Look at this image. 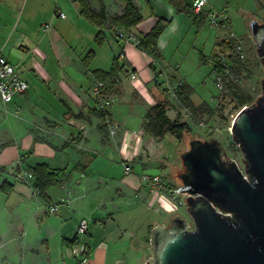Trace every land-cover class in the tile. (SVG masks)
Returning <instances> with one entry per match:
<instances>
[{
  "label": "crops",
  "instance_id": "obj_1",
  "mask_svg": "<svg viewBox=\"0 0 264 264\" xmlns=\"http://www.w3.org/2000/svg\"><path fill=\"white\" fill-rule=\"evenodd\" d=\"M183 1L192 7L193 0ZM217 2L210 0L205 11L223 10ZM113 3L118 8L113 14L120 13L122 3ZM145 3L153 18L148 28L141 22L131 30L136 38L149 33L159 17L170 20L158 40L157 58L133 42L124 44L114 30L105 31L102 44H97V28L80 15L74 0H0V50L29 85L8 104L6 121H0L11 142L0 144V168H6L0 182L14 184L12 192H0V264H77L68 243L78 237L84 219L89 229L76 246L89 264H145L151 257L153 229L182 216L183 205L176 207L141 182V176L149 174L179 185L184 152L173 136L156 141L144 132L143 120L155 104L149 87L155 80L171 90L187 83L194 103L212 108L218 94L199 89L213 78L211 65L207 77L201 76L211 56L198 54L194 68L185 73L181 58H175L177 50L169 52L182 24L193 25L192 18L178 14L167 0ZM91 51L93 58L86 64ZM121 54L124 69L117 94L106 107L109 121L103 142V123L94 115L102 105L94 95V72H109ZM112 126L119 128L114 136ZM124 163L131 166V174L124 173ZM38 164L67 176L61 187L48 189L49 204L14 171L21 165L26 173L27 167ZM55 204L59 209L52 214Z\"/></svg>",
  "mask_w": 264,
  "mask_h": 264
},
{
  "label": "water",
  "instance_id": "obj_2",
  "mask_svg": "<svg viewBox=\"0 0 264 264\" xmlns=\"http://www.w3.org/2000/svg\"><path fill=\"white\" fill-rule=\"evenodd\" d=\"M250 29L264 68V23L252 20ZM261 86L230 128L244 173L219 140L192 138L177 175L189 188V220L156 226L145 264H264V79Z\"/></svg>",
  "mask_w": 264,
  "mask_h": 264
},
{
  "label": "trees",
  "instance_id": "obj_3",
  "mask_svg": "<svg viewBox=\"0 0 264 264\" xmlns=\"http://www.w3.org/2000/svg\"><path fill=\"white\" fill-rule=\"evenodd\" d=\"M122 3V10L120 13L111 14L103 0H74L80 7V15L88 22L93 24L98 32L95 37L97 44H102L104 34L107 30H122L126 33H131L133 28L143 21V15L134 3L133 0H116ZM171 3L178 14H185L192 18L193 25L199 29L208 23L209 11H203L200 14H194L192 7L185 4L183 0H167ZM230 24V20L228 21ZM170 25V20L164 17H159L152 30L143 35L142 38H137L138 48L141 51L148 52L154 57H160L158 52V40L163 32ZM236 41L226 42L225 40L217 39L215 42V51L211 56L213 73H220L223 75L224 71L214 63L220 52L227 49H232ZM93 51L86 57V64H89L93 58ZM231 72L228 76L224 77V86L222 92L229 94L236 102L237 114L245 106L251 105L256 101V97L251 95L239 84V78L248 71L246 66L247 60L241 61L235 55L230 56ZM124 69V64L120 63V59L116 58L113 62L112 68L109 72L96 71L94 76L97 83H102L103 87L100 89V98L104 101H109L117 94L116 85L120 81V73ZM152 69L153 66H152ZM149 92L155 101V104L147 112L142 128L146 134L154 138L156 141H162L167 135H171L178 141L182 142L187 135L192 133V128L187 122L180 121V116L176 119H171L168 113L175 109L174 104L169 98V92L162 87V84L157 80L154 81L149 87ZM193 88L187 83L179 84L175 89L176 101L181 108L187 110L193 117L203 118L212 117L215 114V109L207 103L195 104L193 99ZM100 102V100L98 99ZM96 115L101 121L102 125L99 127L100 133L104 135L103 142H105V135H107L109 121V113L104 110H95ZM232 152L239 151L235 144H232ZM29 154L21 156V161L24 163ZM79 169V167L77 168ZM15 174L19 179H24L21 170V165L14 167ZM6 172V168H0V178ZM27 174L31 176L29 180L32 188L37 192L38 196L47 204H49V197L47 191L49 188L61 187L67 180V176L63 171H55L50 169L45 164H38L35 167H27ZM14 190V184L8 179H3L0 182V192L8 194ZM78 237L74 238L68 244L75 246L78 243Z\"/></svg>",
  "mask_w": 264,
  "mask_h": 264
},
{
  "label": "rangeland",
  "instance_id": "obj_4",
  "mask_svg": "<svg viewBox=\"0 0 264 264\" xmlns=\"http://www.w3.org/2000/svg\"><path fill=\"white\" fill-rule=\"evenodd\" d=\"M105 2L108 5V11L111 14L118 9L114 6L113 0H105ZM136 2L140 6L143 15L142 27L146 29L149 27L153 17L150 15L145 0H136ZM208 6L211 7L210 4ZM217 8H223V10L219 11L216 8H213L216 11V14H226L228 18H230L229 20L232 21L229 31L217 28L213 29L208 23L206 27L197 29L189 21H186L182 24L181 30L176 36L174 42L171 43L169 52L172 55V53L177 50L175 58L180 57L181 62L183 63V71L185 73H190V68H194L196 56H199L198 54H200V56L204 55L206 58L212 56L215 49L216 38L225 40V38L232 33L235 34L237 39L243 43L247 60L246 66L248 68V71L243 74L242 78H239L238 84L257 99L262 93L261 84L264 79V68L257 54V47L251 33L250 22L252 20H257L264 23V0H218ZM193 45L200 47V51L198 52L194 50L192 48ZM210 65L212 66L211 60L207 61V64L204 66L205 73H202V77H204L203 74L207 77L211 68ZM208 80L210 79H207L205 89H199L200 92L201 90H205L206 93L213 91L218 94L216 99L212 102V106L215 109L214 116L203 118L193 117L187 110L181 108L176 101L175 89L173 88L172 90H167L175 109L170 111L168 115L171 119H176L180 116V121L187 122L192 128V133L187 135L182 141L184 151L188 149L189 142L192 138H201L202 140L217 139L226 149L227 155L230 159L237 160L244 165L240 149L236 145L235 146L239 151L232 152L231 149L232 144L234 143L230 128L237 115V110L235 109L237 102L229 94H225L224 91L222 92V90L217 88L214 81V74L209 82ZM7 106L8 105L3 104L0 105V121H6ZM2 127L3 129H0V144H8L10 139L7 134V129L5 128L6 126L4 125ZM24 179L30 180L31 178L26 177ZM183 206L180 214L189 220Z\"/></svg>",
  "mask_w": 264,
  "mask_h": 264
},
{
  "label": "built area",
  "instance_id": "obj_5",
  "mask_svg": "<svg viewBox=\"0 0 264 264\" xmlns=\"http://www.w3.org/2000/svg\"><path fill=\"white\" fill-rule=\"evenodd\" d=\"M210 4V0H193L192 11L194 14H200L203 12L208 5ZM208 17V25L211 28H217L221 30H230L229 18L226 14L218 15L213 8L209 10ZM62 18H65L63 14L60 15ZM116 36L120 39L124 44L135 43L138 44L137 38L132 33H126L122 30H116ZM236 41L233 50L227 49L224 52H220L219 56L215 60L216 63L223 71L224 74L214 72V81L215 85L218 89L222 90L224 86V77L228 76L231 72V63L230 56L235 55L236 58H239L241 61L246 59V54L244 50L243 43L237 39L235 34L229 35L225 38L226 42ZM124 58V54H121L119 59L122 60ZM135 78L134 75H132ZM103 87L102 83H96L94 87V95L97 99L102 102L101 110L106 111V107L109 106V101H104L100 98V89ZM29 90V85L26 81H24L19 73L16 71L15 67L8 62V60L2 55V51L0 50V103L3 105H8L13 102V100ZM108 122V121H107ZM118 127H111V135L114 136L118 133ZM233 160V159H231ZM237 163L240 170L244 173V165L239 163L237 160H233ZM124 173L126 175L131 174L132 168L129 164L124 163ZM22 176L24 178H31V176L27 173H23ZM141 182L143 186L151 193H159L164 198L169 199L172 203L177 205L182 204L185 205V200L188 196L187 191L188 187H185L181 184L179 185H171L160 175H149L144 174L141 176ZM185 191V192H183ZM181 202V203H180ZM59 206L57 204L50 207V213L56 214L58 212ZM89 229V220H82L78 227L77 236L78 238L86 235ZM192 229V226H190ZM70 252L74 258L77 259V264H89L87 258L82 256L79 248L75 245L70 248Z\"/></svg>",
  "mask_w": 264,
  "mask_h": 264
}]
</instances>
